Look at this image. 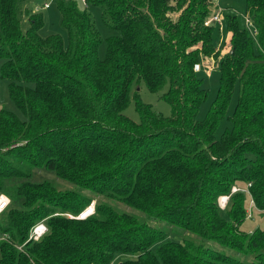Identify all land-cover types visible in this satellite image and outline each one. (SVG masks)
<instances>
[{
    "label": "trees",
    "instance_id": "obj_1",
    "mask_svg": "<svg viewBox=\"0 0 264 264\" xmlns=\"http://www.w3.org/2000/svg\"><path fill=\"white\" fill-rule=\"evenodd\" d=\"M25 1L0 0V76L23 115L0 110V193L10 199L0 215V264H264V229L241 230L245 194L232 191L245 186L264 213V0H244L254 35L227 16L224 52L213 41L223 21L205 23L217 0H58L66 42L40 33L38 10H26L23 26ZM88 4L104 6L119 31L106 38L104 58ZM206 59L216 60L220 78L199 120ZM140 82L163 90L168 116L141 101ZM236 82L233 126L217 139ZM132 99L138 123L124 113ZM36 170L76 188L35 181ZM220 196H229L226 210ZM92 202L87 217L66 215ZM41 220L47 232L29 240ZM148 220L176 226L183 238Z\"/></svg>",
    "mask_w": 264,
    "mask_h": 264
},
{
    "label": "rangeland",
    "instance_id": "obj_2",
    "mask_svg": "<svg viewBox=\"0 0 264 264\" xmlns=\"http://www.w3.org/2000/svg\"><path fill=\"white\" fill-rule=\"evenodd\" d=\"M57 1L58 0H26L21 5V10H22L21 18H22L23 26L27 25L26 10L27 9L38 10L43 14V18H44V25L40 28L39 30L40 33L42 35H48L52 33L61 34L64 37L65 42H66L68 35L62 25V20H61L60 12L58 10ZM77 1L79 3L81 2L80 0H77ZM45 2H49L47 7H44ZM217 3L221 10V19L223 21V26L221 30H219L218 28L215 29L213 33V41H214V44L217 46L220 43V46H223L222 52H224L229 48V43H228L229 31L227 29V16L228 15H235L236 20L238 21V24L241 27L248 29L250 33H252V29L246 24V19L248 17V14L246 11V5H245L244 0H217ZM87 10L92 15L95 26L98 29L99 34L101 36V41L99 42V45H98V56L100 58H104L107 52L106 38L109 35L119 34V31L110 27L105 21L106 9L104 6L88 4ZM205 23H208L207 20L205 21ZM215 61L216 60H213V59H206L207 70L204 71V79L202 81V86L206 89L207 95L199 107V111L197 114V118L199 120H203L208 114L210 108L212 107L213 101L216 97L217 91H218L220 71L217 66L212 67L213 65L216 64ZM2 62L3 60L0 58V69H1ZM138 91L140 94L141 101L151 104V107L153 108V110L160 112L164 116H168L171 113L170 103L164 97H162L163 90L151 91L150 89L147 88L144 82H140ZM238 91H239V84L238 82H236L234 85V89H233L230 101L228 103L226 114L222 118V120L219 122L218 127L215 131V137L217 139H219L227 129L230 130L233 126L232 116H233L234 109L236 107ZM2 109L12 111L16 113L18 116L23 117L20 110L17 108L16 104L13 102V100L10 97L8 80L0 76V110ZM124 113L132 121L136 123L139 122L140 120L139 114L137 112L136 102L134 99L130 101L129 106L125 109ZM44 179L53 180L58 186V188L62 190L76 188L74 184H71L68 181L57 178L50 171L36 170L33 180L42 181ZM234 188H238L239 190H242L245 194V205L244 206H245L246 214H248L249 211L252 209V211L250 212V214L252 215L251 218L249 217L245 218L244 222L240 226L241 230H243L245 233H251L257 229L263 230L264 229V213H259V211H257L252 206L251 204L252 200L249 194L247 193V188L245 186H241V187L233 186L232 191ZM96 199L98 201L100 200L107 201V199L103 196L94 198V201ZM225 199H226L225 196L218 197V204L223 206V207H220L221 209L226 210L227 207L229 206V203H228V200H226L225 205H224ZM113 203L114 202H111V204ZM115 206L117 209L122 210L124 212L136 214L141 219L147 218V216L144 213L137 211L127 206L126 204L117 203L115 204ZM148 221L152 225H156L160 228L165 229L167 233L169 234L170 238H175V237L183 238V233L176 226L169 225L166 222L159 221V220H152V221L148 220ZM190 237L192 236L190 235Z\"/></svg>",
    "mask_w": 264,
    "mask_h": 264
},
{
    "label": "built area",
    "instance_id": "obj_3",
    "mask_svg": "<svg viewBox=\"0 0 264 264\" xmlns=\"http://www.w3.org/2000/svg\"><path fill=\"white\" fill-rule=\"evenodd\" d=\"M82 1L84 4H86L85 0H80ZM49 2H45L44 6H48ZM217 22L218 24L222 25V19H221V10L220 7L217 5L216 10L213 11V13L210 15L209 19L207 20V22ZM246 24L247 26H249L252 29V33L256 34V27L252 21L251 18L247 17L246 19ZM196 68L199 67V64L195 65ZM238 190V188H234L233 191ZM225 201H224V205L226 200H228V196H225ZM10 203V199L7 195H5L4 193H0V215L1 213L8 207ZM252 204V202H251ZM220 207H223L219 204ZM94 212V202H92L89 206H87L83 211H81L77 216H73L69 213H66V215L70 218H79V219H83L85 217H87L88 215L92 214ZM250 217V212L247 214V218ZM47 232V225L45 223L44 220L38 221L36 223H34L32 225V227L29 230V235H28V239L29 240H33V241H37L39 240L45 233ZM6 238V235L3 234L0 230V240H3ZM18 249H21L22 246H17Z\"/></svg>",
    "mask_w": 264,
    "mask_h": 264
}]
</instances>
